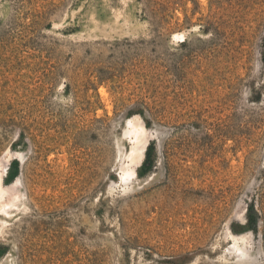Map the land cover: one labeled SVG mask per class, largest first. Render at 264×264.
I'll list each match as a JSON object with an SVG mask.
<instances>
[{
    "label": "rangeland",
    "instance_id": "1",
    "mask_svg": "<svg viewBox=\"0 0 264 264\" xmlns=\"http://www.w3.org/2000/svg\"><path fill=\"white\" fill-rule=\"evenodd\" d=\"M0 187V264H264V0H0Z\"/></svg>",
    "mask_w": 264,
    "mask_h": 264
},
{
    "label": "bare ground",
    "instance_id": "2",
    "mask_svg": "<svg viewBox=\"0 0 264 264\" xmlns=\"http://www.w3.org/2000/svg\"><path fill=\"white\" fill-rule=\"evenodd\" d=\"M185 35L186 34L184 32H181V31L180 32H175L172 35V39L175 42H181V41H184L185 40ZM141 132H142V130L139 127H137L136 125L132 126L131 128L129 127V130L126 132L129 135H131V137H132V139L134 140V143H135L134 146H133V148H132V153H138L140 151V149H141V146H140L141 143H139V139H140L141 135L143 134ZM121 153L122 152L119 153V156L121 155ZM132 174H133L132 170H130V168H126V169L123 170V173L121 172V176H120V179L119 180H121V182H127L130 179V177H131ZM0 193H2L1 195L4 194L1 187H0ZM7 205H9V204H6V203H2V205L0 204V212H4V210L7 207ZM16 205H18V204H16ZM8 214H9V211L8 210L5 211L4 212V217L6 218L8 216ZM4 217H3V219H4ZM3 219L0 218V224H3L4 223V220Z\"/></svg>",
    "mask_w": 264,
    "mask_h": 264
}]
</instances>
